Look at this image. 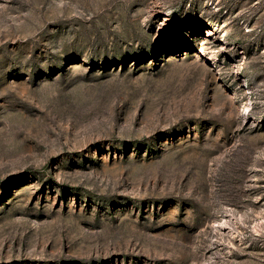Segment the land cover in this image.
<instances>
[{
	"label": "rangeland",
	"instance_id": "rangeland-1",
	"mask_svg": "<svg viewBox=\"0 0 264 264\" xmlns=\"http://www.w3.org/2000/svg\"><path fill=\"white\" fill-rule=\"evenodd\" d=\"M0 264H264V0H0Z\"/></svg>",
	"mask_w": 264,
	"mask_h": 264
},
{
	"label": "bare ground",
	"instance_id": "bare-ground-1",
	"mask_svg": "<svg viewBox=\"0 0 264 264\" xmlns=\"http://www.w3.org/2000/svg\"><path fill=\"white\" fill-rule=\"evenodd\" d=\"M209 26H211V25H209ZM211 28H212V27H211ZM211 28H210V29H211ZM200 47H201V48H203L204 46H203V45H201ZM224 227H225V226H224Z\"/></svg>",
	"mask_w": 264,
	"mask_h": 264
}]
</instances>
